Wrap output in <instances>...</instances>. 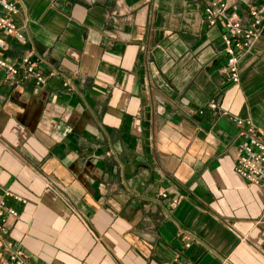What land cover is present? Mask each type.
Returning <instances> with one entry per match:
<instances>
[{
	"label": "crops",
	"instance_id": "1",
	"mask_svg": "<svg viewBox=\"0 0 264 264\" xmlns=\"http://www.w3.org/2000/svg\"><path fill=\"white\" fill-rule=\"evenodd\" d=\"M15 1L7 56L30 46L47 80L0 88L6 237L37 264H264V182L234 171L228 118L264 130V39L231 84L202 0Z\"/></svg>",
	"mask_w": 264,
	"mask_h": 264
},
{
	"label": "built area",
	"instance_id": "2",
	"mask_svg": "<svg viewBox=\"0 0 264 264\" xmlns=\"http://www.w3.org/2000/svg\"><path fill=\"white\" fill-rule=\"evenodd\" d=\"M202 14L208 27L221 21L223 32L220 34L224 63L218 72L231 84L238 82L237 61L255 39H264V4L242 0L246 14L241 17L237 0H202ZM17 12L15 0H0V88L12 87L18 83L31 81L34 86L45 85L47 76L43 72L40 58H36L31 47H27L15 59L7 56V38L27 43L22 27L14 16ZM206 107L215 110V101L206 103ZM201 112V111H199ZM229 121L237 128L238 141L234 171L245 180L260 184L264 182V130L257 128L247 117L229 115ZM165 197L166 193L161 191ZM23 203L24 198L8 188L0 190V264H37L30 261L21 246L6 237V220L16 217L18 211L7 199ZM176 202L177 198H171ZM184 242V246H188ZM168 264H193L190 260H179L174 256Z\"/></svg>",
	"mask_w": 264,
	"mask_h": 264
}]
</instances>
